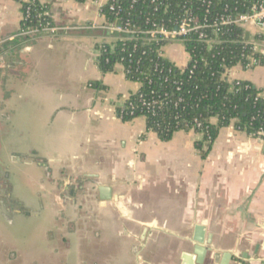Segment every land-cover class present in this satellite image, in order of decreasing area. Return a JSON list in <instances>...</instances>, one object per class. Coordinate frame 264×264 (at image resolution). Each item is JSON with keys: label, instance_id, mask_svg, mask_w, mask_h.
Wrapping results in <instances>:
<instances>
[{"label": "crops", "instance_id": "1", "mask_svg": "<svg viewBox=\"0 0 264 264\" xmlns=\"http://www.w3.org/2000/svg\"><path fill=\"white\" fill-rule=\"evenodd\" d=\"M43 1L63 29L0 54V264H264V142L231 122L202 157L193 130L161 141L145 117L122 121L139 84L96 63L109 0ZM21 19L0 0V39ZM163 52L187 64L180 43ZM229 79L264 91V65Z\"/></svg>", "mask_w": 264, "mask_h": 264}, {"label": "trees", "instance_id": "2", "mask_svg": "<svg viewBox=\"0 0 264 264\" xmlns=\"http://www.w3.org/2000/svg\"><path fill=\"white\" fill-rule=\"evenodd\" d=\"M16 1L21 4L20 29L41 28L47 22L54 25L46 3ZM76 1L82 3L85 0ZM236 1L109 0L101 7L100 13L108 21H128L141 29L150 28L153 24L170 28L186 12L198 19L209 20L224 15L225 6L234 8ZM110 4L114 6L113 11L109 9ZM205 31L216 38V43L208 45L199 41L196 35H189L185 48L190 61L184 69L177 68L159 55L158 50L164 42H149L142 37L132 42H117L113 49L104 44L96 59L100 71L106 73L114 71L115 62L131 52V61L125 59L124 63L131 66L130 80L141 82V86L130 96L134 113L131 115L130 108L126 109L121 120L145 117L146 132H154L161 141L170 140L179 130L201 132L195 146L202 157L206 156L218 130L231 122L237 130L250 136L257 137L260 130L264 133V91L249 81L228 82L221 78L225 67L237 64L244 67L248 63L251 45L246 41L245 33L238 27L224 25ZM29 39L28 36L17 38L10 47ZM133 45H136L135 49ZM253 57L259 65L263 64L262 55L253 54ZM261 93L263 95L259 96ZM141 99L154 100L155 105L148 110L142 106ZM212 118L216 119L215 123L211 122ZM195 120L200 127H196Z\"/></svg>", "mask_w": 264, "mask_h": 264}, {"label": "built area", "instance_id": "3", "mask_svg": "<svg viewBox=\"0 0 264 264\" xmlns=\"http://www.w3.org/2000/svg\"><path fill=\"white\" fill-rule=\"evenodd\" d=\"M38 1L41 4H45L43 0H38ZM26 2L33 3L35 2V0H26ZM151 2H154V0H151ZM236 2L237 5L232 9H229L227 6H225L224 15H219L209 20H207L206 18L198 19L197 17L192 16L189 12H186L184 13L183 16L177 18L176 21L173 22L174 25L170 28H167L164 25L153 24L152 27L150 28L141 29L139 27H136L135 25H132L128 21L119 23L118 19H115L114 21H108L104 17L105 22L99 28H101L105 34L102 37L103 38L102 42H100V44L98 45V49H97L98 56L100 54V47L104 44L109 45L110 48L113 49L117 42H122V43L132 42L142 37L143 39L149 42L150 41L164 42V45L160 46L158 51L160 56L167 58L164 56V52H163L164 47L167 44L178 42L182 45L185 53L187 54V64L181 68L178 67L170 59L168 58L167 59L171 61L174 64V66H176L177 68L184 69L189 64L190 61V55L185 48L186 38L189 35L194 34L197 36V39L199 41L211 45L213 43H216L217 40L215 37L213 38L209 36L205 30L211 29L213 31L214 28L224 25V26H234L242 29L243 32L245 33L246 41L248 42V44L251 45V55L248 56V63L244 67L241 66L240 64L237 65H239L244 70H248L255 66H259L256 58L253 57V54H260L264 57V48L262 46V43H264V0H237ZM97 5L100 12V9L104 4H97ZM109 9L113 11L114 6L110 4ZM60 29L63 28L56 27L55 25H52L50 22H47L46 25L41 28L34 27L27 29H19L15 34L0 39V54L6 48H9L11 45H13V42L17 38L24 36L33 38L34 36H36L38 32L54 35ZM246 33L249 34L247 38H246ZM132 48L135 49L136 45H133ZM131 58H132V53L129 52L126 55V57H122L119 60H117L113 68V70H115L116 67H120L122 75L127 80H130L129 75L131 74V66L129 64H125L124 62L125 59L128 61ZM262 65H264V59ZM231 68L232 67L229 68L225 67L222 72L221 78L227 80L228 82L240 81V79H229V72ZM133 82L138 83L139 87L141 86V82L139 81H133ZM137 91L131 94H135ZM131 94H129L127 97L122 99L118 104H116V115L119 119H121L122 116L125 114L126 109L130 108L129 113L131 115L134 113L132 110L133 105L130 102ZM260 95L263 94L261 93L259 94V96ZM141 97L142 95L139 98ZM141 104L142 106L146 107V109L150 110L155 105V101L154 100L146 101L144 99H141ZM194 122L196 123V127H200V123L197 122V120H195ZM197 134L200 135V137L202 136L201 132ZM255 138L264 142L263 131L260 130L258 136ZM140 140H142V137H140Z\"/></svg>", "mask_w": 264, "mask_h": 264}, {"label": "water", "instance_id": "4", "mask_svg": "<svg viewBox=\"0 0 264 264\" xmlns=\"http://www.w3.org/2000/svg\"><path fill=\"white\" fill-rule=\"evenodd\" d=\"M248 36H249V34L246 33V38ZM263 152H264V143H263ZM98 192H99L100 198L102 200H108L110 198L111 190L108 187L99 186ZM202 233H203V227L202 226H196L193 238H194V241L197 243L194 251H195L196 255L198 256V263L200 262L201 259H203L205 257L206 253L209 252L208 248H206L202 245H199V244L203 243ZM211 240H212V235L209 233L207 235V238H206V244L207 245L210 244ZM221 264H225V262L223 261Z\"/></svg>", "mask_w": 264, "mask_h": 264}]
</instances>
